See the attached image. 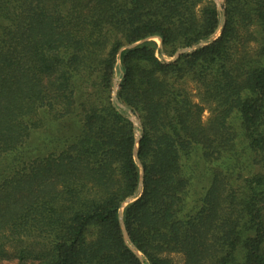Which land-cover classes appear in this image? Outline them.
<instances>
[{
  "label": "trees",
  "instance_id": "16d2710c",
  "mask_svg": "<svg viewBox=\"0 0 264 264\" xmlns=\"http://www.w3.org/2000/svg\"><path fill=\"white\" fill-rule=\"evenodd\" d=\"M0 264H264V0H0Z\"/></svg>",
  "mask_w": 264,
  "mask_h": 264
},
{
  "label": "rangeland",
  "instance_id": "374dc122",
  "mask_svg": "<svg viewBox=\"0 0 264 264\" xmlns=\"http://www.w3.org/2000/svg\"><path fill=\"white\" fill-rule=\"evenodd\" d=\"M216 2H217V5H218V8L221 10V9H222V3H223V0H216ZM154 40L158 43V45H160V39H159V38H154ZM165 59L170 60L169 57H165ZM115 81H116V84H115L114 91L117 90V86H118V83H117V82H118V77L115 78ZM114 95H115V93H114ZM122 107H123V106H122ZM208 115H209V114H208L207 112H205V114H204V119H205V120L207 119ZM130 118L134 121V123H135L136 125L139 124L137 118H136L134 115L130 114ZM125 205H126V204H125ZM122 212H123V209L121 210V216H122Z\"/></svg>",
  "mask_w": 264,
  "mask_h": 264
},
{
  "label": "water",
  "instance_id": "95a60500",
  "mask_svg": "<svg viewBox=\"0 0 264 264\" xmlns=\"http://www.w3.org/2000/svg\"><path fill=\"white\" fill-rule=\"evenodd\" d=\"M217 35H218V34H216L214 38H216ZM160 44H161V41H160ZM185 50H187V49H181V50H179V51L176 53V56L179 55L180 53H182V52L185 51ZM114 93H116V91H114ZM138 138H139V137H137V142H138ZM137 145H138V143L136 144L135 155H136V153H137ZM129 201H130V200H129ZM129 201H128V202H129ZM121 225H122V229H123L124 236H125L126 239H128V235H127V232H126V230H125V227H124V223H123V221H121ZM135 250H136V249H135ZM136 252L139 254V256H141V253H140V252H138L137 250H136Z\"/></svg>",
  "mask_w": 264,
  "mask_h": 264
}]
</instances>
